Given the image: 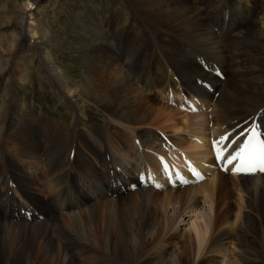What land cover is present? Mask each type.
Returning a JSON list of instances; mask_svg holds the SVG:
<instances>
[{"label": "bare ground", "instance_id": "6f19581e", "mask_svg": "<svg viewBox=\"0 0 264 264\" xmlns=\"http://www.w3.org/2000/svg\"><path fill=\"white\" fill-rule=\"evenodd\" d=\"M21 1L25 3L13 0L3 8L6 26L18 16L16 36L11 35L16 40L23 33L31 37L38 33L25 19L31 5L40 0ZM209 1L213 2L125 0L120 11L92 15L87 27L96 34L105 28L111 39L89 62L85 88L70 87L57 68L32 59L40 50L31 52L30 62L60 102L70 99L78 110L87 102L105 113L109 132L101 129L105 126L90 127L93 143L76 125V116L71 125L61 119L46 120L37 140L23 133L27 123L21 120L20 92L11 90L5 78L0 87V176L12 169L10 177L22 183L19 193L33 196L40 205L55 200V207L50 202L45 205H51L58 216L46 210L42 221L14 222V216L5 215L0 221V264H264V175L229 176L209 168L206 172L211 176L191 187L128 191L114 198L109 193L132 180L122 175L117 164L125 169L133 159L138 172L143 159L153 163L143 147L153 145L146 137L153 139L157 131L166 140L159 155L167 145L176 146L200 164L208 160L211 133L225 134L260 113L264 119V0H215L211 6ZM243 15L247 25H241ZM215 27L223 31L224 41L218 39ZM5 37L2 47L8 48ZM22 39L17 49L0 54L3 77L10 54L25 53ZM122 42L128 46L124 53L117 47ZM145 49L153 52L147 55ZM199 59L220 67L225 80L206 72ZM22 76L17 77L24 83ZM204 82L212 84L213 93L205 90ZM181 92V97H200L211 110L188 115L165 103L167 94L177 98ZM197 138L199 143L192 141ZM133 141L138 145L133 146ZM51 149L56 152L53 160L48 158ZM27 164L36 177L29 169L26 172ZM83 181L86 185L79 184ZM75 182L79 185L73 188ZM6 195L7 189L2 196ZM202 199L210 203L211 213ZM182 223L190 225L188 233L179 235ZM188 241L193 243V262L186 254ZM158 252L167 257L152 263L149 256Z\"/></svg>", "mask_w": 264, "mask_h": 264}, {"label": "rangeland", "instance_id": "374dc122", "mask_svg": "<svg viewBox=\"0 0 264 264\" xmlns=\"http://www.w3.org/2000/svg\"><path fill=\"white\" fill-rule=\"evenodd\" d=\"M44 1L46 2L43 6H40L38 4L35 7L34 4L37 2L31 5L32 8L34 7L33 8L34 10L33 9H32L33 11L29 10L30 16L27 19H25L27 23H29L31 26H33L35 30H37L36 31L38 32L37 35L31 37L30 35L23 33L16 40V39H12L11 35L16 36L14 31L15 29L14 24L18 23V19L16 20L14 19L18 18V16L14 18L11 16L12 17L11 24L6 26L5 21L7 19V14L3 9L4 5L7 4L11 5L13 3V0H0V54H7L9 52V49L11 50L17 49L19 46V42L21 41V38H23L22 39L23 44L27 46V48L23 49V52L25 53L10 54L9 56L10 66L6 67V72L4 77L1 73L4 70V67H3V63L0 61V87L1 84L4 83L6 78V81L8 83L7 85H9V88L11 90L12 89L19 90L20 92L19 100L20 103H22V107L25 104L24 109L21 110L22 112L21 120L22 122L27 123L25 127L22 128V130L24 131L23 133H28L30 136L34 137L33 138L34 140L35 138L37 140L42 137V133L40 132L42 129V125L46 120H51L53 118L57 120L61 119L62 122H64V124L71 125L73 119H75L76 116L77 117L76 125L80 127L81 132H84L83 127L87 125V127H85L87 128V133L86 134L84 133V135L87 137L88 141L89 138L91 137L90 141L91 143H93L92 134L90 133V131L93 128L91 130L89 129L92 126L104 127L105 122L108 123L109 121L105 113L101 110L99 112V110L94 105L89 104L87 102H85L82 105V108L78 110L75 106H72L73 103L70 99H66L64 101L62 100V102H60V100L58 99L59 100L58 101L54 96L55 93L54 89L49 85L45 76H43L42 73L38 71L36 64L30 62L31 59L30 55L31 52H33L34 54L37 53L38 50H40L41 54L38 55L35 54L36 56L32 57L33 60L35 59L42 60L44 66H48L49 69L51 68L53 70V66L55 67V69L57 68V70L62 73V77L70 87L85 88L87 86V82H86L87 68L91 63L93 55L96 53L95 51L99 49L101 46L105 45V43L107 45L111 39L110 32L108 30H105V28L102 29L103 31L101 34H96L98 32H93L90 28L87 27L89 24L88 21H91L92 16L90 15L92 14L96 15L97 12L102 15L105 12L120 11L123 8V2H125V0H44ZM214 1L215 0H213V2L209 1L210 6L214 3ZM18 3L23 5L25 2L19 0ZM130 12L132 13L131 9ZM235 15H236L235 13L232 14V16L234 17ZM120 21L122 23L124 22L123 16L121 17ZM93 22L94 21L92 20V23ZM6 35L9 37L8 48L2 47V45H6V41H7L5 37ZM117 47L119 50H122V52L120 53H124L128 49V46H126V44L124 43L119 46L117 45ZM117 51L114 48L113 52L117 54L118 53ZM146 51H148L147 55L153 52L145 49L144 52ZM184 51H189V49L185 48ZM46 55L51 56L49 61L44 59ZM134 56L135 57L138 56V53L134 54ZM117 66H119L120 67L119 70H121L124 73V69H122V66L119 64V61ZM58 71L57 74L59 75ZM20 72H22L25 78L24 83L17 77L22 75L19 74ZM42 78L45 79L48 84L45 83ZM56 78L59 79L58 77ZM25 88H29L28 90L29 97L30 98L35 97V98L32 99L25 98L23 104V101L21 100L22 99L21 90L24 93ZM1 98L2 96H0V99ZM0 107H1V103H0ZM30 121L32 122L28 123ZM32 124L34 127L32 126ZM37 126L39 127L37 128ZM112 126L120 129L118 125H112ZM105 128L106 126L101 129L109 132V128L106 129ZM33 130H36L37 132ZM148 130H149L148 128L145 129V131ZM123 132L127 134V131L125 129L123 130ZM2 142H3L2 139H0V145L2 144ZM30 142L31 140L28 141V143ZM31 145L33 146L34 143L31 142ZM63 147L64 145L63 146L60 145L59 147V149H61L60 151H62ZM155 147L157 148L158 145H155ZM155 147L152 150L155 151L156 149ZM55 155L56 152L51 149L50 156H48V158L50 160H53L55 158ZM130 162H132L133 165L127 166L125 167V169H122V172L123 170H125V172H123L122 175L127 177L128 179H132L134 176L133 174L136 172L133 159H130ZM24 167L27 172V170L32 166L24 165ZM70 167H71L70 171L73 172L72 171L74 169L73 164ZM126 170H128V172ZM79 184L86 185L85 181L79 182ZM79 184L78 182H75L73 184L75 185L73 186V188H76V186ZM206 202H207L206 199L201 200L202 206H204L206 212L211 213L210 203L209 202L206 203ZM101 210L102 208L100 207V211ZM187 219L188 217L186 218V220ZM184 224L185 223H182V225L179 224L178 226V230H181L178 232L179 235L188 233L187 232L188 226L190 224L188 223L187 225ZM192 244L193 243L190 241L185 243L187 248L186 254L189 256L191 262H193L194 260L193 258L194 251L192 250V246H191ZM59 246L63 248V245H59ZM164 257H167V255L162 254L161 252L149 256L152 263L163 262L162 259ZM229 261L231 262V258L229 259Z\"/></svg>", "mask_w": 264, "mask_h": 264}, {"label": "snow or ice", "instance_id": "6c2138e0", "mask_svg": "<svg viewBox=\"0 0 264 264\" xmlns=\"http://www.w3.org/2000/svg\"><path fill=\"white\" fill-rule=\"evenodd\" d=\"M226 139V137H221V141L217 142L218 144L223 142ZM248 145L245 144L243 148H241L236 155L231 156L228 158V162L231 163L232 160L236 159L237 157H242L243 152L247 149ZM217 159H224L222 155V150L217 152ZM254 167H259L260 170L264 171V150L261 151L259 157L257 160H251L247 163H242L240 166H238L236 169H234V172H242L245 170H251Z\"/></svg>", "mask_w": 264, "mask_h": 264}]
</instances>
